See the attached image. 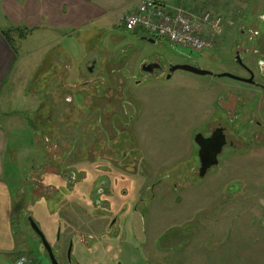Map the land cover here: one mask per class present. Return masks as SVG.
Wrapping results in <instances>:
<instances>
[{"label": "rangeland", "instance_id": "1", "mask_svg": "<svg viewBox=\"0 0 264 264\" xmlns=\"http://www.w3.org/2000/svg\"><path fill=\"white\" fill-rule=\"evenodd\" d=\"M229 2V6H209L203 11L175 7L194 24L205 14L220 21L218 38L211 25L202 28L209 31L203 33L205 40L215 36V48L202 52L175 48L193 65L208 66L216 73H239L229 59L228 48L233 44L228 35L256 30L259 37L264 36V0ZM127 11L126 1L113 4L104 21L86 26L74 37L36 34L23 41L14 39L13 70L18 80L12 92L16 97L5 100L3 106L14 112V118H1L8 113L0 111V125L5 132L3 178L14 205L15 245L11 253L0 254V264H14L19 257L30 264H49L41 241L27 225L28 216L48 242L56 243L59 237L64 251L75 232L97 238V243L115 212L89 218L94 206L90 200L85 205L88 210L79 212L74 206L84 192H90L88 184L94 191L99 187L107 191L111 179L115 183L109 199L113 211L128 207L126 202L133 201L136 193L143 200L137 205L143 217L132 218L123 231L125 237L110 250L114 264H264V147L251 145L247 134L234 135L233 140L240 139V153L225 151L220 164L203 177L190 173L191 167L197 168L191 148L193 131L214 111L205 106L221 96L226 99L229 89L246 91L248 86L181 71H175L170 80L136 85L131 75L141 81L137 66L150 53L166 56L165 61L171 56L174 64L183 61L167 40L157 38L152 45L138 40L145 36L139 33L142 30H126L121 16ZM253 45L259 53L243 59L259 74L257 62L264 61V41ZM92 60L97 65L89 73L86 66ZM135 98L141 103L134 105ZM106 116L112 124L105 122ZM131 117L129 128L118 122ZM110 125H115L116 132ZM97 172L100 175L94 177ZM162 178L165 182L159 184ZM152 183L156 185L151 187ZM124 191L125 199H121L119 192ZM94 210L102 213L99 206ZM107 245L102 241L101 253ZM89 247L95 249L93 244ZM95 260L78 263L94 264Z\"/></svg>", "mask_w": 264, "mask_h": 264}, {"label": "flooded vegetation", "instance_id": "2", "mask_svg": "<svg viewBox=\"0 0 264 264\" xmlns=\"http://www.w3.org/2000/svg\"><path fill=\"white\" fill-rule=\"evenodd\" d=\"M258 35L259 33L256 30H254L251 33H247L246 31L243 30H239L237 33L234 32L233 36L231 34L228 35V40L231 41L230 44H233L232 47L228 48V50L230 51L229 59L232 65L236 68L237 72L239 73H231L227 71L216 73L208 66L204 67V66L193 65L187 60L186 54H183L182 52L176 50L175 47L171 46L172 50L175 52V56L181 59L183 62L174 64L172 63L171 56H168V59L166 60L168 62H166L165 61L166 56L152 52L149 54V56L146 59L141 60L137 66V74L141 75L140 76L141 81L136 80L137 79L136 74L131 75V78L133 79V82L136 85L144 84L154 80L157 81L160 80L161 78L170 80L174 74V72L170 71L172 66L187 65L202 71H206L208 73L205 75H197L183 70H176V71L188 73L194 77L211 76L214 78H218L217 75L219 74L229 73L238 78L249 80V82H242L239 80L231 79L236 82H241L245 84L246 86H248V89H246V91L229 89L227 93L225 92L226 93L225 96H227L226 99H223V96H221L219 97V101L211 102L210 104L205 106L206 109H210V111L213 109L214 111H211V115L203 121L202 127H200L197 131H193L194 147L191 146V148L194 151L193 162L194 164L197 165V168L193 169V167H191L190 173L192 170V172L198 173V176H200L203 171L205 172L208 171L209 168L213 169L214 167H217L221 162L220 157L227 150L231 151L232 154L240 153L241 152V150L239 149L240 139L233 140L232 136L234 135L239 136L241 134H245V135L247 134L252 142L250 143L251 145L254 144L253 146L255 147H264V61L259 60L257 62L260 69L259 74H257L246 64V62L243 59V56H247L248 54L259 53V51L256 49V47L253 44L255 43V41H260V40L264 41V36L259 37ZM140 38L141 36L138 38V40ZM148 38L155 42L154 45L156 44L157 38H150V37ZM228 40L225 41V45L227 46L229 45ZM212 48H215L214 44ZM96 65L97 63L95 60L89 62L86 66L87 72L92 73ZM222 78H227V77H222ZM252 90H257L258 93L253 95L251 92ZM259 92H263V93L258 98ZM251 98H258V100L257 101L254 100L253 103H250ZM139 101L141 103V100L135 98L134 105L139 104ZM259 105H261V108L258 107ZM217 114L220 118H214V116ZM110 119L111 117L108 118L106 116L105 122L110 124L111 123ZM133 120L134 118L131 117L130 119H128L127 122L124 123L123 119L121 118L118 122L123 124L125 127L129 128ZM136 120L137 119H135V121ZM113 127H114V132H116L117 129H115V125L113 126L110 125L109 129H112ZM249 130H253L251 135L250 133H248ZM101 132L104 133V135L107 134L104 125L101 127ZM250 146L248 145L247 148H249ZM88 160L96 162V159L94 160L88 159ZM118 160L123 161L124 159L119 158ZM118 160H114L115 165L118 162ZM85 162H87V160ZM93 165L95 166V163ZM97 175H100V173L97 172V174H93L94 177H97ZM113 182L114 181L111 179V184H109V188L107 191L106 190L104 191L100 187L96 191H94V188L90 187V184H88L89 185L88 191L90 192L88 193L84 192L83 195L80 196L81 200L76 198L77 205L74 206V208L77 209L79 212H81L82 209L88 210L87 208H85L86 207L85 205H88L89 200L92 206L94 205L92 210L88 211L89 218H97L99 215L104 214L105 211L106 213L109 212V214L115 212L112 215L110 222L106 225V229L102 231V239H99L97 243H95L97 238L92 239L90 236L82 235L78 232H75L72 233L71 237L68 239V243L64 251L61 245V239L59 237L56 240L57 241L56 243L54 242L51 243L48 242L46 237L44 236L51 248L54 259L57 262V264H79L78 260L84 263L88 259L94 260V257L96 258L94 264H103L106 263L107 260L110 261V264H114V259L112 257V254L110 253V250L111 248L119 244L118 242L119 239L122 240V238L125 237L123 231L127 226H130L132 222V218L140 219L143 217L142 213H139L137 207L138 204L140 206L143 203V200L140 199V193H136V197H131L135 202L131 201V199L129 198V200L126 202L128 207L125 208V206L122 205L118 211L116 210L113 211V206L109 200L111 198V189H112L111 187H113V185L115 184ZM158 182L159 184L161 182L164 183L165 180L164 178H162L159 179ZM155 185L156 183H152L151 187H154ZM174 188L176 189V184H174ZM126 192L127 191H124L123 193L119 192L120 194L119 197L121 199H125V197H123V194L124 193L126 194ZM88 197L90 199H87ZM98 206L100 211L102 212L101 214H98L96 210H94ZM90 213L92 215H90ZM105 216L107 217V215ZM28 218L29 216L26 217V220L28 222L27 225L29 224ZM118 221H119L118 225L114 227ZM136 222L137 221H135V223ZM98 234H100V232ZM56 237L57 236H55L53 240H55ZM37 238L39 239L38 236ZM81 239L82 241L80 242ZM102 241L108 243V245L106 246V250L103 253L100 252ZM90 244L95 245L94 250L89 247ZM39 245L42 248L41 252L46 255V260L49 262V264H51L48 253L46 252L42 243H40ZM80 245L83 247V249H80L78 251L76 246H80Z\"/></svg>", "mask_w": 264, "mask_h": 264}, {"label": "crops", "instance_id": "3", "mask_svg": "<svg viewBox=\"0 0 264 264\" xmlns=\"http://www.w3.org/2000/svg\"><path fill=\"white\" fill-rule=\"evenodd\" d=\"M124 1L127 2L129 11L121 16V21L125 14L135 11L142 0H0V111L8 113L1 118L10 120L14 118V112H8L3 108L7 103L5 100L11 98L10 101H14L16 97L12 92L18 80V75L13 70L17 60L14 39L23 41L36 34L45 36L56 34L54 35L56 39L65 38V36L74 37L86 26L104 21L113 9V4ZM149 1L158 2L170 8L193 7L199 11L209 6L216 7L222 4L229 6L230 4L229 0ZM231 1L237 2V0ZM7 35L10 38L9 42L6 40ZM79 47L82 49L81 45L77 48ZM4 147L5 132L4 127L0 125V254L11 253L15 245L14 205L10 187L3 178ZM62 183L63 180H60L59 184Z\"/></svg>", "mask_w": 264, "mask_h": 264}, {"label": "built area", "instance_id": "4", "mask_svg": "<svg viewBox=\"0 0 264 264\" xmlns=\"http://www.w3.org/2000/svg\"><path fill=\"white\" fill-rule=\"evenodd\" d=\"M154 1L143 0L138 8L132 13L126 14L123 19V26L128 31L142 32L151 38H163L167 40L172 47H185L191 51L202 52L213 46V37L221 34L219 19H214L211 15L205 14L199 24H194L191 19L186 17L176 8L163 7L158 4L157 7L150 8ZM207 25H211L216 34L205 40L203 33H208ZM14 264H30L29 261L20 257Z\"/></svg>", "mask_w": 264, "mask_h": 264}, {"label": "water", "instance_id": "5", "mask_svg": "<svg viewBox=\"0 0 264 264\" xmlns=\"http://www.w3.org/2000/svg\"><path fill=\"white\" fill-rule=\"evenodd\" d=\"M140 40L149 42L150 44H154L155 43L154 41H152L151 39L146 38V37H141ZM176 70L188 71V72H191V73H194V74H197V75H205V74L208 73L206 71H202V70H199V69H196L194 67L187 66V65H178V66L174 65L170 69L171 72H175ZM217 77L218 78L227 77V78L234 79V80H239V81H242V82H249V80L238 78V77H236V76H234L232 74H229V73L219 74V75H217ZM203 175H204V171L201 173L200 177H203ZM28 221H29L30 229L35 233L36 236L39 237L43 247L45 248L46 252L48 253V256L50 258L51 264H57V262L54 259V256H53V253L51 251V248H50L49 244L47 243L43 233L41 232V230L37 226V224L30 217L28 218Z\"/></svg>", "mask_w": 264, "mask_h": 264}, {"label": "trees", "instance_id": "6", "mask_svg": "<svg viewBox=\"0 0 264 264\" xmlns=\"http://www.w3.org/2000/svg\"><path fill=\"white\" fill-rule=\"evenodd\" d=\"M6 40L9 42V40H10V38H9V36L7 35V37H6Z\"/></svg>", "mask_w": 264, "mask_h": 264}]
</instances>
